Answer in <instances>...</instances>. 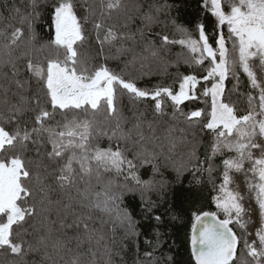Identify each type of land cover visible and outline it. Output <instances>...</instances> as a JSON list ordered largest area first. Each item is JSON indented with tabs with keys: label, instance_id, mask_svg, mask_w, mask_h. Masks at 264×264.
Segmentation results:
<instances>
[{
	"label": "snow or ice",
	"instance_id": "obj_1",
	"mask_svg": "<svg viewBox=\"0 0 264 264\" xmlns=\"http://www.w3.org/2000/svg\"><path fill=\"white\" fill-rule=\"evenodd\" d=\"M45 4L54 30L47 47L54 49L55 55L39 60L32 51H21V27L9 25L10 32H0L7 39L0 53V95L4 106L0 112V252L13 258L11 264H111V251L103 232L107 221L100 220L98 226V216H114L125 228L127 238L140 234L138 221L126 200L139 197L140 210L147 218L156 208L147 193H163L166 182L157 185L142 181L136 173V162L158 172L154 154L146 155V149L131 152L122 147V142L143 148L146 141L156 142L161 136L157 135L158 126L144 119L147 110L133 113L134 123L127 127L128 118L118 110L119 88L133 102L150 99L154 116L165 115L167 99L172 108L170 120L182 119L188 124L192 140L183 128L177 137L174 124H169L163 135L169 151L178 144L191 146L186 160L173 164L178 175L191 166L194 173L206 170L211 180L213 161L222 157L220 165L215 166L222 167L220 183L213 181L212 203L216 210L201 211L197 207L191 211L186 234L189 264H264V0H203V7L212 18L211 32L204 21H197L191 32L176 25L183 38L170 40L162 35L159 49L147 39L151 33L145 29L150 30L159 22L153 9L157 13L162 8L170 12L172 6L149 5L146 11L138 7L142 26L137 31L144 50L150 51L152 57H158L170 44H179L189 54L184 59L189 67L208 65L203 75L195 70L180 74L178 88L158 84L151 89L138 87L134 80L104 64L88 67L78 51L86 40L85 26L89 22L101 46L117 39L134 40L136 33L105 27L95 18L92 6L85 8L84 16L78 15L76 0H45ZM39 7V0H30L23 4L22 15L21 7L15 3L3 0L0 4V9L10 16L21 17L29 31L33 19L40 15ZM104 7L101 0V8ZM106 7L119 8L120 0H108ZM117 52H134V48L121 45ZM25 72L28 78L22 79ZM238 73L247 77L249 86L244 114H239L236 105L225 99V81L231 75L238 87ZM33 79L38 85L35 92L31 87ZM201 84L202 92L198 87ZM13 85L16 91H12ZM198 93L205 98L206 107L184 112L181 106L185 101L196 100ZM102 110L103 122L97 120ZM57 113L63 119L53 123ZM26 114H31V128L28 121L22 120ZM198 133L210 136L203 159L197 155L202 143L196 139ZM104 136L110 142L108 147L94 143ZM29 143L36 146L35 154L41 159H27ZM41 147L45 148L43 153ZM44 158L50 163L44 164ZM94 167L97 172L103 169L117 176L127 172L126 183L103 182L97 174L94 185L85 179L91 177ZM236 175H242L243 181L237 182ZM129 180L131 184L127 183ZM246 194L249 204L254 200L255 207L245 206ZM256 212L259 227L253 234L248 229ZM30 218L34 221L32 231L22 229L23 235L14 234V226L22 227ZM151 221L158 249L163 243L159 239L163 217L151 215ZM101 247L107 260L97 257ZM153 252H145L144 256L159 264ZM29 257L33 259L29 261ZM166 260L167 264H176L172 255Z\"/></svg>",
	"mask_w": 264,
	"mask_h": 264
},
{
	"label": "trees",
	"instance_id": "obj_2",
	"mask_svg": "<svg viewBox=\"0 0 264 264\" xmlns=\"http://www.w3.org/2000/svg\"><path fill=\"white\" fill-rule=\"evenodd\" d=\"M9 4L15 3L21 7L23 15V4L30 2V0H8ZM77 13L80 16L87 14L85 8L92 6L95 12V18L102 21L105 27L114 26L118 32H132L136 33L134 40H120L117 39L111 43H104L103 46L97 41V32L93 28L92 23L89 22L85 26V42L79 46L78 51L81 55V60L85 61L88 67H98L102 64L106 65L109 69L122 74L126 79H132L136 82L140 88L151 89L158 84L164 86H172L178 88V77L180 74H188L195 70L198 75H203L204 69L207 68V64L203 67L192 66L184 63V59L189 58L187 50L183 49L179 44H170L168 48L162 52L158 57H152L150 51H145V44L140 41V35L137 31L140 28V16L141 12L137 11L140 7L141 11L148 10L149 5L163 6L165 4L171 5V11L162 8L157 13L153 9V14L158 17L159 22L152 25L150 30L145 29L146 32L150 31V35L147 39L154 41L156 49L160 48L161 40L160 36L167 35L170 40H179L183 38L180 31L177 30L176 25L183 26L190 32L193 30L197 21H204L209 24V32H211V16L206 13L203 7V0H120V7L115 9H107L106 4L108 0H104L105 7L101 8V0H76ZM3 0H0V4ZM41 7L37 9L40 13L38 17H35L32 21V30L29 31L27 24L22 22L21 17H12L7 11L0 15V32L5 30L11 31L8 26L21 27L24 31L23 36L18 41L19 49L21 51L28 49L33 52L34 57L39 60H43L45 56L55 55V50L47 47L48 41L52 38L54 30L51 28L50 13L48 11L45 0H39ZM50 3V0H49ZM129 17L132 19L129 20ZM175 21V24L173 23ZM127 25V26H126ZM157 33L160 35L158 36ZM104 30L100 31V37L103 38ZM7 43V39L4 36H0V53L3 51V45ZM123 45L126 48H134V52L120 54L117 49ZM146 57V59H145ZM240 80L237 87V81L231 75L225 81V99L227 102L234 103L236 105L239 114H244L248 104L246 93L249 91L247 85V77L243 73H238ZM22 79H27L28 74L22 73ZM32 91L35 92L38 88L36 81L31 80ZM199 87V91L202 92V84ZM12 91H16L15 86H12ZM12 91L9 92V96H12ZM254 94H257L254 92ZM3 97L0 95V112L4 111L2 103ZM14 100V98H13ZM153 102L149 100L135 101L133 102L126 92L121 90L117 91V105L118 110L122 111L124 116L128 118L127 127H131L134 123L133 113H139L146 111L144 119L146 121H153L158 126L157 135L161 136V139L156 142H145L143 148H132L131 142L124 144L122 147L128 148L131 152L144 151L145 153L154 154V164L159 169L158 172H154L153 167L150 165H141L137 161L136 173L142 181H152L155 184H159L161 181L166 182V188L163 193H157L150 191L147 193V197L155 202L156 208L151 215L160 214L163 217V224L159 226L161 233L160 240L163 241L160 248L156 249V234L154 231V223L151 221V215L145 218V214L140 210V199L129 197L126 200V204L133 212L134 218L138 221L137 231L140 233L138 236L127 238L125 228L119 225L118 221H115L114 216L109 217L107 214H101L98 216L99 221H107L103 225V232L105 234V243L108 245L111 251V264H153L152 260L146 259L145 252H153V257L159 259V264H167L166 257L172 255L176 264H189L190 251L186 243V234L190 229V216L191 211L195 208H200L201 211H215V206L212 203V196L215 195L213 191V181L215 184L220 183V173L222 167H215L220 165L222 157H218L213 161L214 167L211 174V180L209 173L205 170L202 173H194L191 170V166L181 174L173 168L174 163H179L181 160H186V154L190 150V145L178 144L175 150L169 151V145L163 139L164 130L169 124H174L176 128L175 135L179 137L181 135L180 129L183 128L188 132V139L192 140L191 129L187 123L181 119L178 122L170 120L172 115L171 102L165 101V115L154 116L151 110ZM184 112H188L197 108H205V98L199 95L196 100L185 101L181 106ZM81 118L83 116L81 115ZM63 117L57 113L53 123L61 121ZM22 120L28 121V127L31 128V114H26ZM97 120L103 122V110L97 114ZM114 123V121L112 122ZM146 135L148 133L146 132ZM196 139L202 141L197 147V155L200 159L204 158L205 146L210 140L208 134L198 133ZM101 147H108L109 140L107 136L101 137L98 141ZM115 140L111 141V144H115ZM36 146L29 143V153L27 159L37 160L41 159L35 154ZM43 153L44 147L40 148ZM128 154V153H126ZM129 158L131 155L129 154ZM44 164L50 162L44 158ZM77 170H78V166ZM204 169H207L208 165H203ZM51 171V168L48 169ZM97 174H99L101 181L107 182L112 180L116 184L123 185L126 183L125 176H117L115 173L104 172L103 169L97 170L94 167L91 177H85L86 180H90L92 184H96ZM79 175V174H78ZM235 180L237 182L243 181L242 175H236ZM196 181H200L199 184ZM127 183L131 184L129 180ZM245 206L255 207L254 200L249 204L247 194L245 195ZM176 217V219H173ZM222 218V217H221ZM247 219V217H246ZM258 212L251 216L249 225V232L254 234L255 228L259 227L258 224ZM33 219H28L27 223L22 227L14 226V234L21 233L22 229H28L29 233L32 231L31 225ZM254 225V226H253ZM25 239H30L29 236H25ZM104 249L101 247L97 251V257L107 260L108 258L103 255ZM12 257L5 256L3 252H0V264H11ZM29 261L33 257L28 258Z\"/></svg>",
	"mask_w": 264,
	"mask_h": 264
}]
</instances>
